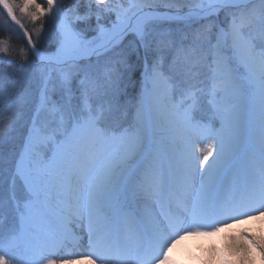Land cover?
<instances>
[{"label": "snow or ice", "instance_id": "6c2138e0", "mask_svg": "<svg viewBox=\"0 0 264 264\" xmlns=\"http://www.w3.org/2000/svg\"><path fill=\"white\" fill-rule=\"evenodd\" d=\"M0 14L39 75L31 114L0 128V264H177L188 236L220 230L210 217L264 216V0H0ZM244 238L245 264H264V236Z\"/></svg>", "mask_w": 264, "mask_h": 264}, {"label": "bare ground", "instance_id": "6f19581e", "mask_svg": "<svg viewBox=\"0 0 264 264\" xmlns=\"http://www.w3.org/2000/svg\"><path fill=\"white\" fill-rule=\"evenodd\" d=\"M248 211L250 210L241 208L225 215L210 217L207 221L209 224L216 220L220 221L217 225L220 230L213 232L209 227L201 230L206 234L188 236L173 250V259L177 264H226L227 261H231V264H245V257L248 254L237 252L235 246L245 244V233L256 239L264 236V216L258 211H251L252 218H248L244 215ZM234 215H239L243 222L233 220L231 217ZM75 252L77 249L71 246L60 254L74 258ZM248 264H253L251 257ZM255 264H259L258 259Z\"/></svg>", "mask_w": 264, "mask_h": 264}, {"label": "rangeland", "instance_id": "374dc122", "mask_svg": "<svg viewBox=\"0 0 264 264\" xmlns=\"http://www.w3.org/2000/svg\"><path fill=\"white\" fill-rule=\"evenodd\" d=\"M38 2L45 3L46 0H38ZM160 11L165 12L167 10L162 8ZM24 19L30 24H34L32 21L26 18ZM44 23H47V21L45 20ZM179 25L180 22H176L174 26ZM2 60L7 63L16 61L13 58H9L6 53H0V64L2 63ZM30 60L23 62L17 61V63H13L14 65L10 68L9 66H6L5 74L0 76V113H3V115H0V128H7L17 117L24 116L25 119H27V116L31 114L33 107L38 104L39 75L35 68L29 65ZM131 63L133 67L128 70V75L125 77L127 97L125 98L124 103L128 108H131L135 103L134 97L136 95L134 96L131 94L128 91V87H131L130 79L132 75H134V71L139 64L136 61H131ZM21 65L26 66L21 67ZM8 70L10 73L7 72ZM128 77H130V79H128ZM22 94L27 96V104L18 101V97ZM20 127H23V121L21 122ZM7 150L8 146H4L0 149V151H4L5 153Z\"/></svg>", "mask_w": 264, "mask_h": 264}, {"label": "trees", "instance_id": "16d2710c", "mask_svg": "<svg viewBox=\"0 0 264 264\" xmlns=\"http://www.w3.org/2000/svg\"><path fill=\"white\" fill-rule=\"evenodd\" d=\"M22 19L27 30L33 35V40L35 41L36 36L34 30L36 27H38V25H36L35 23L30 24L24 18ZM0 41L7 42L9 52L6 53V55L11 59L13 58L16 60L9 63L2 60V63L0 64V76L2 74H5L6 66H9L10 68L14 64H16L17 61L23 62L32 59L31 56H29L28 59H25L23 55L24 52L28 51L29 46L26 43V37H24L22 30L19 29V26L15 25L13 22L7 19L6 16L3 14H0ZM46 46L47 45H45V47ZM131 61H136L137 63H139V61L135 56L131 57ZM139 71L140 68L138 64L137 68L134 71V75H132L130 79L131 87H128V91L134 96L138 93L139 90V81H138ZM7 72L10 73L9 70Z\"/></svg>", "mask_w": 264, "mask_h": 264}]
</instances>
